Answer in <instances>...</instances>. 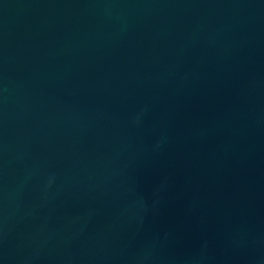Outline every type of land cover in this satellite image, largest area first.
<instances>
[{"label": "water", "instance_id": "1", "mask_svg": "<svg viewBox=\"0 0 264 264\" xmlns=\"http://www.w3.org/2000/svg\"><path fill=\"white\" fill-rule=\"evenodd\" d=\"M0 264H264V0H0Z\"/></svg>", "mask_w": 264, "mask_h": 264}]
</instances>
